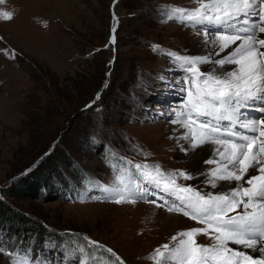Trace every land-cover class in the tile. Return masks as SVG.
<instances>
[{"label":"rangeland","instance_id":"1","mask_svg":"<svg viewBox=\"0 0 264 264\" xmlns=\"http://www.w3.org/2000/svg\"><path fill=\"white\" fill-rule=\"evenodd\" d=\"M111 4L118 15L115 44H108ZM174 7L192 9L199 2L0 3L1 200L42 226L38 230L25 220L0 223V264H34L37 256L50 264H117L107 248L124 264H155L150 257L157 247L172 245V236L200 226L147 201L116 204L89 198L102 195L94 185L112 187L125 170L133 178L139 176L126 160L176 171L195 169L192 160L197 155L195 161L210 155L204 151L180 156L176 138L183 129L171 124V117L158 115L161 110L167 113L168 102H176L162 78L170 82L181 75L165 54H205L197 28L161 15V9ZM9 12L10 21L4 19ZM157 45L162 55L154 50ZM155 74L158 80L150 78ZM47 160L52 172L46 173V182L31 186L29 181ZM5 213H0V221ZM172 215L179 219L170 221ZM85 237L105 246L94 249ZM197 239L213 243L204 236ZM29 247L34 249L32 260L26 255Z\"/></svg>","mask_w":264,"mask_h":264},{"label":"snow or ice","instance_id":"2","mask_svg":"<svg viewBox=\"0 0 264 264\" xmlns=\"http://www.w3.org/2000/svg\"><path fill=\"white\" fill-rule=\"evenodd\" d=\"M198 2L192 9L160 10L166 20L197 28L205 54L166 53L181 75L162 82L178 100L158 115L171 117L169 122L183 129L176 139L184 156L208 151L201 163L211 167L166 171L159 164L126 160L139 177L125 170L112 187L94 185L102 195L89 198L116 204L147 201L200 225L172 236L174 244L157 247L150 257L155 264H264V0ZM12 18L10 12L4 17ZM116 32L112 27L113 44ZM202 185L215 191H204ZM200 236L213 243H198ZM84 239L94 249L104 247ZM33 251L26 249L29 260ZM106 251L124 264L113 249ZM34 264L50 262L37 256Z\"/></svg>","mask_w":264,"mask_h":264},{"label":"trees","instance_id":"3","mask_svg":"<svg viewBox=\"0 0 264 264\" xmlns=\"http://www.w3.org/2000/svg\"><path fill=\"white\" fill-rule=\"evenodd\" d=\"M62 159V158H61ZM50 160H47V162L46 161H44L43 162V164H42V167L40 166V169H37L36 170V172L34 173V177H33V182H31V181H29L31 184L32 183H34L33 185H31V186H38L39 187V182L38 181H44V182H46V177H47V175H46V173H50V172H52V170H51V168L49 167L50 166ZM46 175V176H45ZM44 185V188L46 189V186H45V184H43ZM1 187V186H0ZM43 187V186H42ZM45 194L46 195H49V193L45 190ZM12 193V194H11ZM10 194L11 195H13L14 193L13 192H11ZM3 194L1 193V188H0V213L2 212V211H6V213H5V215H4V218L0 221V223H4V222H6L8 219H11L9 222L11 223H14V222H19L20 220H25V221H27L28 222V224H30L31 226H34L36 229H41L42 228V226H41V224L39 223V222H35V221H33V218H31L32 219V221H29L28 220V218H27V216H24V215H22V214H20L17 210H15V209H13L11 206H9V204H7V203H5V204H3L2 202V200H4L5 198L2 196ZM2 199V200H1ZM7 204V205H6ZM1 216V215H0ZM28 217H30V216H28ZM15 224V223H14Z\"/></svg>","mask_w":264,"mask_h":264},{"label":"bare ground","instance_id":"4","mask_svg":"<svg viewBox=\"0 0 264 264\" xmlns=\"http://www.w3.org/2000/svg\"><path fill=\"white\" fill-rule=\"evenodd\" d=\"M201 38V37H200ZM202 39V38H201ZM201 46H202V44H201ZM202 49H204L203 48V46L201 47ZM205 50V49H204ZM202 53V52H201ZM170 106V105H169ZM169 111H170V107H169V109H168ZM181 153V154H180ZM180 153H179V155L180 156H183L184 154L180 151ZM199 156L197 155V157L196 158H198ZM195 158V159H196ZM186 159H188V158H186ZM191 159V158H190ZM195 159L194 160H192V162L193 163H195V165L197 164V166L195 167V169H203V168H205V167H211V166H205V165H203L202 163H201V161L203 160V158H202V156H200V159H198V160H196L195 161ZM198 167H200V168H198ZM196 182H198V181H196ZM178 216V215H177ZM177 216H169V218H170V221H172V219L175 217V218H178ZM179 219V218H178ZM178 221V220H177ZM175 222V221H174Z\"/></svg>","mask_w":264,"mask_h":264}]
</instances>
